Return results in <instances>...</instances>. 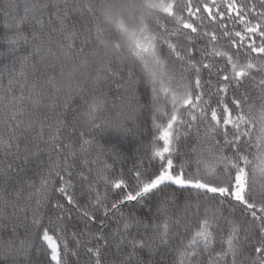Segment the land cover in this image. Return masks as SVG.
<instances>
[{"label":"snow or ice","instance_id":"1","mask_svg":"<svg viewBox=\"0 0 264 264\" xmlns=\"http://www.w3.org/2000/svg\"><path fill=\"white\" fill-rule=\"evenodd\" d=\"M0 20L3 264H264V0Z\"/></svg>","mask_w":264,"mask_h":264},{"label":"trees","instance_id":"2","mask_svg":"<svg viewBox=\"0 0 264 264\" xmlns=\"http://www.w3.org/2000/svg\"><path fill=\"white\" fill-rule=\"evenodd\" d=\"M3 21L0 20V25H2ZM108 89L105 88V91H107ZM110 117L111 116H114V112H109L108 114ZM86 130V129H85ZM96 136L97 138L100 140L101 144H104V142L107 140L109 142H113V143H119L122 145V147L127 150L131 147V143L129 142V140H126V139H123V138H120L118 139L115 135H109L107 132L101 134V133H96ZM24 145H22L23 147ZM27 168L29 170V176L32 180H36L38 182V177L36 175H34V173L37 171V169L34 168L33 165L29 164L27 165ZM30 191V189H28L26 186H25V189H24V194L27 195L28 192ZM21 236H23V234H21ZM0 239H3V240H7L8 239V236L6 234L0 236ZM0 264H3V258H0Z\"/></svg>","mask_w":264,"mask_h":264}]
</instances>
